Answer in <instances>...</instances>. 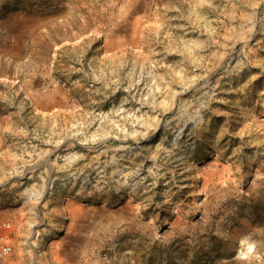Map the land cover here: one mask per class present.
<instances>
[{
  "label": "rangeland",
  "instance_id": "rangeland-1",
  "mask_svg": "<svg viewBox=\"0 0 264 264\" xmlns=\"http://www.w3.org/2000/svg\"><path fill=\"white\" fill-rule=\"evenodd\" d=\"M0 245L264 264V0H0Z\"/></svg>",
  "mask_w": 264,
  "mask_h": 264
},
{
  "label": "built area",
  "instance_id": "built-area-1",
  "mask_svg": "<svg viewBox=\"0 0 264 264\" xmlns=\"http://www.w3.org/2000/svg\"><path fill=\"white\" fill-rule=\"evenodd\" d=\"M12 248L7 245H0V259L3 258L6 254L10 253Z\"/></svg>",
  "mask_w": 264,
  "mask_h": 264
},
{
  "label": "bare ground",
  "instance_id": "bare-ground-1",
  "mask_svg": "<svg viewBox=\"0 0 264 264\" xmlns=\"http://www.w3.org/2000/svg\"><path fill=\"white\" fill-rule=\"evenodd\" d=\"M219 173V172H218ZM209 174V173H208ZM213 175H215V174H213ZM211 177H212V175H211ZM209 180V179H208ZM75 210V209H74ZM73 215V214H72ZM75 215V214H74Z\"/></svg>",
  "mask_w": 264,
  "mask_h": 264
}]
</instances>
